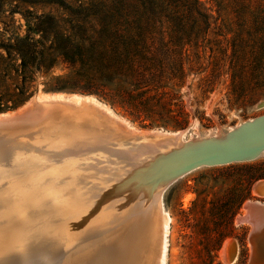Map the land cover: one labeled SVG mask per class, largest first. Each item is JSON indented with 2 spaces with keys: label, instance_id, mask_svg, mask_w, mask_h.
I'll list each match as a JSON object with an SVG mask.
<instances>
[{
  "label": "rangeland",
  "instance_id": "374dc122",
  "mask_svg": "<svg viewBox=\"0 0 264 264\" xmlns=\"http://www.w3.org/2000/svg\"><path fill=\"white\" fill-rule=\"evenodd\" d=\"M113 1L0 0V115L39 95L91 97L140 131L186 130L184 141L264 116V0H198L209 28L177 37L163 20L115 34L113 18L100 16ZM263 181L264 155L175 180L161 196L166 257L156 215L152 250L138 251L136 263L247 264L249 226L236 218L245 203L264 204L253 194ZM225 243L236 250L233 263L222 259Z\"/></svg>",
  "mask_w": 264,
  "mask_h": 264
},
{
  "label": "bare ground",
  "instance_id": "6f19581e",
  "mask_svg": "<svg viewBox=\"0 0 264 264\" xmlns=\"http://www.w3.org/2000/svg\"><path fill=\"white\" fill-rule=\"evenodd\" d=\"M43 97L0 115V264H137L138 251L152 250L148 229L156 215L164 258L169 221L163 191L196 169L264 155L199 166L263 146L264 116L227 134L184 141L186 130L140 131L91 97ZM253 194L264 198V181ZM222 259H236L227 243Z\"/></svg>",
  "mask_w": 264,
  "mask_h": 264
},
{
  "label": "trees",
  "instance_id": "16d2710c",
  "mask_svg": "<svg viewBox=\"0 0 264 264\" xmlns=\"http://www.w3.org/2000/svg\"><path fill=\"white\" fill-rule=\"evenodd\" d=\"M107 15L115 21L114 33L119 36L123 32H148L160 20L163 23L159 26L174 37L184 36L185 32L202 33L209 28L208 15L198 0H114L100 11V16Z\"/></svg>",
  "mask_w": 264,
  "mask_h": 264
},
{
  "label": "water",
  "instance_id": "95a60500",
  "mask_svg": "<svg viewBox=\"0 0 264 264\" xmlns=\"http://www.w3.org/2000/svg\"><path fill=\"white\" fill-rule=\"evenodd\" d=\"M245 128L250 129V127H244L243 129H241V131H243ZM254 131H257V130H254ZM262 136H264V134H261V137ZM245 139H247L249 143L257 142L256 140H252L251 137H247ZM254 139H257V138L254 137ZM260 143L261 142H259V144ZM220 147H223V146H220ZM206 148L207 147H201L199 149H206ZM216 148H219V147H216ZM262 151H264V145L259 147L258 144H254V148L252 150L245 152L237 157L229 156V158L225 157L224 160L220 158H214L213 160L211 159L208 160L206 163L199 164V166H203L205 164L219 165V164H229L232 162H243L250 156L260 154ZM183 156L185 155L183 154L180 157H183ZM257 203L259 202L245 203L242 208L245 211L244 216L246 217V219H244L243 218L244 216L242 217L241 214L238 215L236 218V224L246 225V226L251 227L248 233V236H247V240L249 244L250 243L253 244V250L251 251L247 264H264V205L262 206ZM252 236L254 237L253 240H251Z\"/></svg>",
  "mask_w": 264,
  "mask_h": 264
}]
</instances>
